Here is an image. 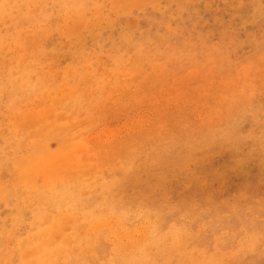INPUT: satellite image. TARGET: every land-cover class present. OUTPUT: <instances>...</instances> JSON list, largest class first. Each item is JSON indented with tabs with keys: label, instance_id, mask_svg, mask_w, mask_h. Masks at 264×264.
I'll use <instances>...</instances> for the list:
<instances>
[{
	"label": "rangeland",
	"instance_id": "obj_1",
	"mask_svg": "<svg viewBox=\"0 0 264 264\" xmlns=\"http://www.w3.org/2000/svg\"><path fill=\"white\" fill-rule=\"evenodd\" d=\"M0 151V264H264V0H0Z\"/></svg>",
	"mask_w": 264,
	"mask_h": 264
},
{
	"label": "bare ground",
	"instance_id": "obj_2",
	"mask_svg": "<svg viewBox=\"0 0 264 264\" xmlns=\"http://www.w3.org/2000/svg\"><path fill=\"white\" fill-rule=\"evenodd\" d=\"M74 31H75V30H74ZM37 34H39V32H38ZM42 34H44V30H43V33H42ZM38 37H39V36H38ZM27 39H28V38H26V40H27ZM28 40H29V39H28ZM34 40H35V39H34ZM34 40H33L32 42H35ZM36 41L39 42V40H36ZM37 42H36V43H37ZM30 44H31V43H30ZM31 45H32V44H31ZM37 47H38V46H37ZM33 48H34V46H33ZM35 52H36V51H35ZM40 74H41V73H40ZM46 81H47V80H46ZM68 83H69V82H68ZM69 84H70V83H69ZM64 86H65V84H64ZM106 86H107V85H106ZM65 87H66V86H65ZM66 90H67V89H66ZM66 90H65V91H66ZM68 90H69V89H68ZM63 91H64V90H63ZM59 92H60V91H59ZM68 92H69V91H68ZM70 93H71V92H69V94H70ZM52 94H53V93H52ZM66 94H68V93L66 92ZM74 94H75V93H74ZM45 95H46V94H45ZM72 97H73V96H72ZM47 98H49V97H47ZM65 98H68V97H65ZM73 98H74V97H73ZM37 99H38V98H37ZM55 99H56V98H55ZM55 99H54V102H55ZM70 99H71V97H69V100H70ZM74 99H75V98H74ZM46 100H48V99H46ZM51 100H52V98H51ZM16 101H18V100H16ZM41 101H42V100H41ZM45 102H46V101H45ZM61 102H62V101H61ZM75 102H76V101H75ZM90 102H91V101H90ZM43 103H44V102H43ZM46 103H47V102H46ZM50 104H51V103H50ZM45 105H46V104H45ZM26 107H27V106H26ZM47 107H48V106H47ZM52 109H53V108H52ZM30 110H31V109H30ZM44 111H46V110H44ZM29 112H30V111H29ZM27 113H28V112H27ZM27 113H26V116L28 115ZM33 113H35V112H32V110H31V112H30V115H31V116H30V118H28V119L30 120V125H31V126H32V125H35V124L37 123V122L34 120L35 123L32 124L33 122L31 123V121H32L33 119H35V118L38 117L37 115H36V117H35ZM38 114H39V112H38ZM44 115H45V117H46V114H44ZM204 115H205V114H204ZM16 116H17V115H16ZM32 116H34V118H31ZM17 117H18V118H17ZM17 117H16V119L18 120V119L21 118L22 116H17ZM51 117H52V116H51ZM40 118H41V117H40ZM40 118H39V119H40ZM197 118H198V117H197ZM26 119H27V118H26ZM28 119H27L25 122H26V124H28V125H26V126H29V127H30L29 122H28ZM31 119H32V120H31ZM42 119H43V118H42ZM42 119H41V121H43ZM45 119H46V118H45ZM148 121H149V120H148ZM25 122H24V123H25ZM20 123H22V122H20ZM20 123H19V125H20ZM140 123H141V122H140ZM38 124H39V122H38ZM44 124H45V123H44ZM22 125H23V126H22ZM22 125H20V126H18V127H23L24 129H25V128H27V129L29 128V127H26L25 124H22ZM24 126H25V127H24ZM37 126H38V125H37ZM32 127H33V126H32ZM34 127H35V126H34ZM43 127H44V126H43ZM45 127H46V126H45ZM59 128H60V127H59ZM115 128H116V127H115ZM128 128H129V127H128ZM144 128H145V127H144ZM27 129H26V130H27ZM116 129H117V128H116ZM26 130H24V131H26ZM37 130H38V129H37ZM19 131H20V130H19ZM24 131H23V133H24ZM32 131H34V130H32ZM32 131L30 132L32 135L29 133V136H28V137H30V136H34L35 133L33 134ZM38 131H39V130H38ZM101 131H102V130H101ZM101 131H100V132H101ZM108 131H109V130H108ZM35 132H36V129H35ZM103 132L105 133V131H103ZM1 134H2V133H1ZM39 134H40V133H39ZM39 134H38V136H39ZM97 134H98V133H97ZM19 135H20V134H19ZM21 135H22V134H21ZM23 135H26V134L24 133ZM106 135H107V134H106ZM35 136L37 137L36 134H35ZM41 136H44V135L41 134ZM41 136H40V137H41ZM31 138H32V137H31ZM72 138H73V137H72ZM93 138H94V137H93ZM25 139H26V137H25ZM34 139H35V137H34ZM26 140H27V139H26ZM35 140H36V139H35ZM35 140H34V141H35ZM38 140H39V139H38ZM41 140H42V139H41ZM30 141H31V140H30ZM36 142H37V140H36ZM36 142H34V144H35ZM41 142H42V141H41ZM225 142H226V141H225ZM22 143H23V142H22ZM37 143H38V142H37ZM67 143H68V142H67ZM5 144H6V143H5ZM31 144H32V142H31ZM25 145H26V144H24V146H25ZM32 145H33V144H32ZM40 145H41V143H40ZM70 145H71V144H70ZM7 146H8V144H7ZM21 146H22V145H21V142H20V146H19V147L21 148ZM24 146H22V147H24ZM26 146H27V145H26ZM69 147H70V146H69ZM69 147H67V148H69ZM5 148H6V147H4V149H5ZM44 148H45V147H44ZM62 148H63V147H62ZM65 148H66V146H65ZM32 149H33V148H32ZM76 149H77V148H76ZM5 150H6V149H5ZM77 150H78V149H77ZM77 150H76V151H77ZM14 151H15V150H14ZM39 151H40V150H39ZM76 151H75V153H76ZM0 152H1V151H0ZM20 152H21V151H20ZM36 152H37V151H36ZM45 152H46V151H45ZM60 152H61V151H60ZM77 152H78V151H77ZM43 153H44V152H43ZM61 155H62V154H61ZM71 155H72V154H71ZM76 155H77V154H76ZM21 156H22V155H21ZM38 156H39V155H38ZM52 156H53V155L51 154L50 157H52ZM62 156H63V155H62ZM62 156H61V157H62ZM56 157H57V156H56ZM2 158H3V156H2ZM2 158L0 157V161H2V160H1ZM18 158L21 159L19 156H18ZM18 158H17V159H18ZM24 158H25V157H24ZM52 158H53V157H52ZM57 158H58V157H57ZM62 158H63V157H62ZM65 158H66V157H65ZM70 158H71V157H70ZM15 159H16V158H15ZM48 159H50V158H48ZM66 159H69V157L66 158ZM8 160H10V159H8ZM13 160H14V159H13ZM46 160H47V158H46ZM52 160H53V159H52ZM64 160H65V159H64ZM69 160H70V159H69ZM5 161H6V160H5ZM49 161H50V160H49ZM53 161H54V160H53ZM2 162H3V161H2ZM82 162H83V161H82ZM16 163H17V161H16ZM21 163H23V162L21 161ZM1 164H3V163H1ZM1 164H0V165H1ZM18 164H19V163H18ZM23 164H24V163H23ZM27 164H28V163H27ZM29 164H30V163H29ZM29 164H28V165H29ZM77 164H78V163H77ZM4 165H5V164H4ZM20 165H22V164H20ZM20 165H19V166H20ZM28 165L25 164V166H28ZM32 165H33V163H32ZM32 165H31V166H32ZM52 165H53V164H52ZM54 165H55V164H54ZM68 165H69V164H68ZM1 166H2V165H1ZM15 166H18V165H15ZM19 166H18V167H19ZM23 166H24V165H23ZM43 166H44V165H43ZM76 166H77V165H76ZM85 166H86V165H85ZM92 166H93V165H92ZM34 167H38V166H35V164H34ZM65 167H66V166H65ZM0 168H3V167H0ZM38 168L41 169V166L38 167ZM51 168H53V167L51 166L50 169H51ZM85 168H86V167H85ZM14 169H15V168H14ZM54 169H55V168H54ZM57 169H58V167H57V164H56V170H57ZM65 169H67V168H65ZM86 169H87V168H86ZM16 170H17V169H16ZM29 170H30V171H27V170H26V174H27L28 172H32L31 169H29ZM51 170H52V169H51ZM58 170H59V169H58ZM63 170H64V169H63ZM63 170L61 169L60 171L62 172ZM72 170H73V169H72ZM76 170H77V169H76ZM78 170H79V169H78ZM22 171H23V170H22ZM54 171H55V170H54ZM66 171L68 172L69 169L66 170ZM70 171H71V170H70ZM70 171H69V172H70ZM87 171H88V170H87ZM87 171H86V172H87ZM107 171H108V170H107ZM51 172H52V171H51ZM56 172H57V171H56ZM61 172L58 171L59 176H60ZM63 172H64V171H63ZM63 172H62V173H63ZM67 172H65V173H67ZM69 172H68V173H69ZM76 172H77V171H76ZM79 172H80V170H79ZM89 172H90V171H89ZM65 173H64V174H65ZM68 173H67V174H68ZM70 173H71V172H70ZM74 173H75V171H74ZM95 173H96V172H95ZM97 173H98V172H97ZM26 174H25V175H26ZM30 174H31V173H29V174H27V175L31 176ZM67 174H65V176H63V175H62V176L65 178ZM82 174H83V172H82ZM91 174H92V173H91ZM21 175H22V173H21ZM23 175H24V173H23ZM68 175H69V174H68ZM70 175H71V174H70ZM72 175H73V177L75 178V174H73V171H72ZM88 175H89V174H88ZM18 176H19V175H18ZM33 176H34V175H33ZM33 176H32V177H33ZM62 176H61V178L63 179ZM81 176H82V175H81ZM13 177H14V176H13ZM34 177H35V176H34ZM49 177H51V176L49 175ZM52 177H54V176H52ZM79 177H80V176H79ZM84 177H85V176H84ZM25 178H26V176H25ZM69 178H70V177H69ZM71 178H72V176H71ZM27 179H28V178H27ZM31 179H32V178H31ZM31 179H30V180H31ZM75 179H76V178H75ZM79 179H81V178H79ZM124 179H125V178H124ZM30 180H29V181H30ZM56 180H57V179H56ZM45 181H46V180H45ZM50 181H51V180H50ZM113 181H114V180H113ZM21 182H22V181H21ZM31 182H32V181H31ZM41 182H43V180H42ZM60 182H62V181H60ZM78 182H79V181H78ZM78 182H77V183H78ZM34 183H36V181H35ZM64 183H65V181H64ZM79 183H80V182H79ZM43 184H44V183H43ZM12 185H13V183H12ZM15 185H16V184H15ZM33 185H34V184H33ZM35 185H36V184H35ZM37 185H38V184H37ZM48 185H49V184H48ZM79 185H80V184H79ZM81 185H82V184H81ZM90 185H91V184H90ZM0 186L2 187V185H0ZM13 187H14V186H13ZM26 187H27V183H26ZM28 187H29V186H28ZM77 187H78V186H77ZM4 188H5V187H3V190H4ZM78 188H79V187H78ZM80 188H81V187H80ZM11 189H12V188H11ZM11 189H10V190H11ZM25 189H26V188H25ZM55 189H56V188H55ZM88 189H89V188H88ZM29 190H30V189H29ZM62 190H63V189H62ZM64 190H65V189H64ZM74 190H75V188H74ZM84 190H85V189H84ZM6 191H7V189H6ZM27 191H28V190H27ZM28 192H29V191H28ZM82 192H83V191H82ZM15 193H16V191H15ZM29 193H30V192H29ZM48 193H49V192H48ZM56 193H57V192H56ZM67 193H68V192H67ZM36 194H37V193H36ZM57 194H58V193H57ZM16 195H17V194H16ZM30 195H31V194H30ZM30 195H28V196H30ZM60 195H61V194H60ZM64 195H65V194H64ZM64 195H63V196H64ZM34 196H35V195H34ZM61 196H62V195H61ZM16 197H17V196H16ZM31 197H32V196H31ZM35 197H36V196H35ZM48 197H49V196H48ZM0 198H1V197H0ZM2 198H3V197H2ZM2 198H1V199H2ZM11 198H12V197H11ZM4 199H5V198H4ZM9 199H10V198H9ZM16 199H17V198H16ZM49 199H50V198H49ZM58 199H59V198H58ZM62 199H63V198H62ZM62 199H61V200H62ZM65 199H67V198H64V199H63L64 202H65ZM104 199H105V198H104ZM26 200H27V199H26ZM31 200H32V199H31ZM34 200H35V199H34ZM34 200H33V201H34ZM43 200H44V199H43ZM9 201H11V199H10ZM9 201H8V202H9ZM23 201H24V200H23ZM49 201H50V200H48V202H49ZM58 201H59V200H58ZM8 202H6V203H8ZM45 202H46V201H45ZM68 202H69V201H68ZM26 203H27V202H26ZM31 203H32V202H31ZM54 203H55V202H54ZM121 203H122V202H121ZM24 204H25V203H24ZM37 204H38V203H37ZM39 204H40V203H39ZM62 204H64V203H62ZM10 205H11V204H10ZM60 206H61V205H60ZM62 206H63V205H62ZM66 206H67V204H66ZM117 206H119V205H117ZM58 207H59V205H58ZM63 207H64V206H63ZM68 207H69V206H68ZM68 207H67V209H68ZM18 208H19V207H18ZM59 208H60V207H59ZM75 209H76V208H75ZM68 210H69V209H68ZM58 212H59V211H58ZM67 212H68V211H67ZM58 214H59V213H58ZM8 215H9V214H8ZM60 215H62V214H59V216H60ZM99 215H100V214H99ZM125 215H126V214H125ZM125 215H124V216H125ZM19 216H20V215H19ZM46 216H47V217H45L44 220H47V218H48L49 216H51V215L48 216L47 213H46ZM62 216L65 217V219H66L67 217L70 218V219L68 218V219H69V224H67V223L65 222L66 224L64 225V226H66V225L70 226V224H71V223L73 222V220H74V219L71 220L73 216H70V215L67 216V213H66V216H67V217H66L65 215H62ZM114 216H115V215H114ZM124 216H123V217H124ZM126 216H127V215H126ZM153 216H154V215H153ZM57 217H58V216H57ZM60 217H61V216H60ZM50 218H51V217H50ZM19 219H20V218H19ZM56 219H58V218H56ZM56 219H55V220H56ZM61 219L64 220V218H62V217H61ZM97 219H99V218H97ZM97 219H95V223H96V220H97ZM106 219H107V218L105 217V220H106ZM125 219H126V218H125ZM20 220H22V219H20ZM44 220H43V221H44ZM50 220H51V219H49L48 222L46 221V223L51 222ZM55 220H53V221L55 222L54 224H55L56 226L59 225L60 222H58V220H56V221H55ZM100 220H101V219H100ZM105 220H104V222L111 220V218L107 219L106 221H105ZM146 220H147V219H146ZM16 221H17V220H16ZM75 221H77V220H75ZM101 221H102V220H101ZM101 221H100L98 224L96 223L97 225H96L95 223H94L95 225L92 224V225H94V226H92V227H95V228L98 227L97 229H100V226L105 224V223L100 224V223H102ZM20 222H22V221H20ZM70 222H71V223H70ZM77 222H78V221H77ZM80 222H81V221H80ZM82 222L84 223V221H82ZM93 222H94V221H93ZM93 222L91 221V223H93ZM109 222H110V221H109ZM109 222H107V223L109 224ZM117 222H118V221H116V223H114V222H112V223H113V224H116V226H117V224H118ZM56 223H57V224H56ZM58 223H59V224H58ZM73 223H74V222H73ZM91 223H90V224H91ZM135 223H136V222H135ZM63 224H64V221H63V223H62V226H63ZM74 224H75V223H74ZM76 224H77V223H76ZM85 224H86V223H85ZM108 224H107V225H108ZM113 224L111 225V227L113 226ZM119 224H120V223H119ZM42 225H43V224H42ZM42 225H41V226H42ZM55 225H52V226H55ZM78 225H79V224H78ZM86 225H87V224H86ZM105 225H106V224H105ZM15 226H16V225H15ZM41 226H40L39 228H41ZM49 226H50V225H49ZM68 226H67V228L69 229ZM90 226H91V225H90ZM90 226H89V228H90ZM116 226H115V229H116ZM119 226H120V225H119ZM59 227H61V226H59ZM81 227H82V224H81V226H80V229H81ZM84 227H85V225L83 226V228H84ZM108 227H110V225H109ZM132 227H133V226H132ZM152 227H153V226H152ZM152 227H151V228H152ZM12 228H13V227H12ZM12 228H11V230H12ZM33 228H34V227H33ZM47 228H48V227H47ZM64 228H65V227H64ZM64 228L61 227L60 230L62 231ZM67 228H66V229H67ZM72 228H73V227H72ZM74 228H75V226H74ZM85 228H86V227H85ZM95 228H94V229H95ZM123 228H124V226H123ZM130 228H131V227H130ZM147 228H149V225L147 226ZM44 229H45V228H44ZM48 229H49V228H48ZM48 229H45V231H43V232L45 233L46 230H47V231H49V230H51V229L53 230V227H52L51 229H49V230H48ZM54 229H56V230H55V233L52 232V234L56 235L57 228L54 227ZM66 229H64V230L66 231ZM75 229H76V228H75ZM80 229H78V230L81 231ZM112 229H113V228H112ZM118 229H119V227H118ZM120 229H121V228H120ZM124 229H126V227H125ZM127 229H128V227H127ZM131 229H132V228H131ZM131 229H129V230H131ZM144 229H145V228H144ZM159 229H160V228H159ZM11 230H10V231H11ZM15 230H16V229H15ZM34 230H35V229H34ZM37 230H38V229H37ZM42 230H43V229H42ZM83 230H84V229H83ZM90 230H93V228H90ZM113 230H114V229H113ZM136 230H137V228H136ZM170 230H171V229H170ZM181 230H182V229H181ZM61 231H60V234H59V230H58L57 235H61V236H62L63 234L61 233ZM65 231H64V232H65ZM70 231H71V230H70ZM70 231H68V232H70ZM72 231H73V229H72ZM110 231H111V229H110ZM122 231H123V230H122ZM139 231H140V230H139ZM142 231H143V230H142ZM43 232H42V233H43ZM49 232L51 233V231H49ZM74 232H75V231H74ZM84 232L86 233V230H85ZM87 232H88V231H87ZM90 232H91V231H90ZM93 232H94V231H93ZM103 232H104V231H103ZM103 232H102V233H103ZM105 232H106V231H105ZM111 232H112V231H111ZM115 232H116V230H115ZM115 232H113L114 235H113V233H112L113 236H117V235H118V233L116 232V234H117V235H116ZM124 232H128V231L125 230ZM124 232H123V233H124ZM134 232H136V231H133V233H130V234H129V232H128V238H127V236H126L127 233H126V234L124 233V234H125L124 238L126 237L125 241H126L127 239H128V242H129L130 240H133L134 235H132V234H134ZM145 232H146V231H145ZM145 232H143V233H142L143 235H142V234H141V235L144 236V235H145ZM148 232H149V231H148ZM152 232H153V230H152ZM171 232H172V231H171ZM182 232H183V231H182ZM188 232H189V231H188ZM8 233H10V232H8ZM12 233H13V232H12ZM40 233H41V232H40ZM40 233H39V235H40ZM44 233H43V234H44ZM76 233H77V232H76ZM94 233H95V232H94ZM123 233H122L121 235L119 234L122 238H123V236H122ZM155 233L157 234L158 232H155ZM168 233H169V230H168ZM172 233H173V232H172ZM1 234H2V232H1ZM35 234H36V233H35ZM37 234H38V232H37ZM37 234H36V235H37ZM43 234H42V236H44ZM46 234H48V232L45 233V238H44V240L47 238ZM68 234H69V233H68ZM82 234H83V233H82ZM87 234H88V233H87ZM89 234H90V233H89ZM146 234H148V233H146ZM152 234H153V233H152ZM164 234L167 235V233H164ZM14 235H15V234H14ZM36 235H35V236H36ZM57 235H56V236H57ZM92 235H93V234H92ZM100 235H101V234H100ZM105 235H106V234H105ZM129 235H130V237H131V236H133V237L130 238ZM166 235H165V236H166ZM177 235H178V237H179V234H177ZM30 236H33V235H30ZM30 236H29V237H30ZM37 236H38V235H37ZM61 236H60L59 238H61ZM70 236H71V234H70ZM113 236L111 237L112 241H113V239H114ZM120 236H119V237H120ZM142 236H141V237H142ZM150 236H151V235H150ZM160 236H161V235H160ZM165 236H163V237H165ZM167 236H168V235H167ZM175 236H176V235H175ZM38 237H39V236H38ZM40 237H41V236H40ZM50 237L53 238L54 236L51 235ZM68 237H69V236H68ZM71 237H72V236H71ZM106 237H107V235H106ZM121 237H120V238H121ZM173 237H174V236H173ZM36 238H37V237H36ZM55 238H57V237H55ZM55 238H54V239H55ZM59 238H58V239H59ZM66 238H67V237H66ZM66 238L64 237L65 241H66ZM89 238H90V237H89ZM115 238H116V237H115ZM120 238H116L117 241H120V242H121L122 239H121V240H118V239H120ZM143 238H144V237H143ZM152 238H153V237H152ZM152 238H151V239H152ZM160 238H161V237H160ZM179 238H180V237H179ZM58 239H56L55 241L57 242ZM72 239H73V237H72ZM80 239H81V238H80ZM83 239H84V238H83ZM116 239H115V241H116ZM129 239H130V240H129ZM134 239H135V241H136V239H137V241H139V243H138L137 241H136L135 243H133L134 240H133L131 243H133V244L138 243V245H139V244L142 245V243L144 242L143 240L146 239V238H144V239H140V238L135 237ZM139 239H140V240H139ZM147 239H148V236H147ZM155 239H159V238H158V237H157V238L155 237ZM162 239H163V238H162ZM174 239H177V238L174 237ZM23 240H24V239H23ZM25 240H26V239H25ZM34 240H35V238H34ZM44 240H43V241H44ZM48 240L51 241L50 238H48ZM52 240H53V239H52ZM107 240H108V238H107ZM149 240H150V239H149ZM164 240H165V238H164ZM164 240H163V242H164ZM19 241H20V240H19ZM39 241H42V240L39 239ZM39 241H38V246H40ZM43 241H42V243L44 244ZM46 241H47V240H46ZM55 241H54V242L51 241L52 244L55 243ZM62 241H63V240H62ZM69 241H71V243L73 242V241L70 240V239H69ZM92 241H93V240H92ZM123 241H124V239H123ZM123 241H122V242L120 243V245H119V246H120V249L118 248V249L120 250V252H119V250L117 249V251H118L119 253L116 251L115 254H114L115 256H116V253H118L119 256H120L121 249H122V251H123V248H124V247H125V250H126V247H128V249H129L132 253H133V252L136 253L135 251L138 250V249H140V247H141V246L139 245L140 247H139V248L137 247V248H138V249H137V248L135 247L137 244H136L135 246H133V245H131V246L128 245V246H127V244H129L128 242H127V243L125 242V243H126V246H124L125 244L123 243ZM142 241H143V242H142ZM155 241H156V242H155ZM155 241H154L155 243H159V242H157V240H155ZM159 241H160V240H159ZM22 242H23V241H22ZM51 242H49L48 244L50 245ZM63 242H64V241H63ZM98 242H99V241H98ZM98 242H97V243H98ZM148 242H150V241H148ZM148 242H147V243H148ZM163 242H162V243H163ZM20 243H21V242H20ZM35 243H36V242H35ZM60 243H61V242H60ZM68 243H69V242H67V244H68ZM112 243H113V242H112ZM122 243H123L124 245H122ZM131 243H130V244H131ZM144 243H146V241H145ZM144 243H143V244H144ZM150 243H151V242H150ZM24 244H25V243H24ZM24 244H23V246H24ZM73 244H74V243H73ZM93 244H94V243H93ZM152 244H153V242H152ZM159 244H160V243H159ZM10 245H11V244H10ZM41 245H42V244H41ZM45 245H46V244H45ZM55 245H56V244H55ZM57 245H58V244H57ZM57 245H56V246H57ZM114 245H116V248H117V245H118V244H114ZM138 245H137V246H138ZM168 245H170V244H168ZM21 246H22V245H20L19 247L21 248ZM23 246H22V248H23ZM43 246H44V245H43ZM92 246H93V245H92ZM121 246H122V248H121ZM129 246H130V247H129ZM132 246H133L134 248H136L135 251L133 250L134 248H133ZM143 246H144V245H143ZM147 246L149 247V245L146 244V245L143 247V249H145V247H147ZM157 246H158V244H156V246H154V247H157ZM7 247H8V245H7ZM34 247L36 248L37 246H34ZM34 247H33L34 252H33V251H28L29 249L23 250V251H28L27 253L24 254V257L27 256V254L29 255V252H30V255H29V256L31 257V259H33L34 256H35V254H34L35 251H36V250H37V251H38V250H42V247H41V246H40L39 248L37 247L38 249H35ZM44 247H45V246H44ZM49 247H50V246H48V248H49ZM51 247H52V246H51ZM53 247H54V246H53ZM67 247H68V246H67ZM69 247H70V246H69ZM154 247H152V248L154 249ZM158 247H159V246H158ZM11 248H12V247H11ZM40 248H41V249H40ZM78 248H79V247H78ZM90 248H91V247H90ZM95 248H96V246H95ZM132 248H133V249H132ZM150 248H151V247H150ZM24 249H25V248H24ZM59 249H63V248L61 247V248H59ZM59 249H57V250H59ZM66 249H67V248H66ZM66 249H65L64 252H67ZM79 249H80V248H79ZM87 249H88V247H87ZM111 249H112V248H111ZM114 249H115V248H114ZM128 249H127L126 251H128ZM131 249H132L133 251H132ZM155 249H156V248H155ZM157 249H158V248H157ZM157 249H156V250H157ZM21 250H22V249H20V251H21ZM45 250H46V249H45ZM112 250H113V249H112ZM112 250H110V251L112 252ZM140 250H142V247H141ZM147 250H148V248L146 249V251H147ZM15 251H16V250H15ZM37 251H36V253H37ZM76 251H78V250H76ZM130 251H128V252H130ZM143 251H144V250H142V254L145 253V252H143ZM21 252H22V251H21ZM32 252H33V253H32ZM47 252H48L47 255H50V253H49L50 251L48 250ZM58 252H60V251H58ZM69 252H70V251H69ZM111 252H110V253H111ZM124 252H125V251H124ZM131 252H130V254L132 255ZM140 252H141V251H140ZM140 252H139V253H140ZM147 252H148V251H147ZM150 252H151V250H150ZM7 253H8V252H7ZM14 253H15V252H14ZM62 253H63V252H62ZM62 253L60 252V254H62ZM67 253H68V252H67ZM108 253H109V252H108ZM110 253H109V254H110ZM113 253H114V251H113ZM126 253H127V252H126ZM126 253H125V254H126ZM151 253H153V251H152ZM32 254H33V255H32ZM38 254H39V253H38ZM38 254H37V257L39 256ZM54 254H56V253L54 252ZM54 254H53V255H54ZM74 254H75V253H74ZM76 254H77V253H76ZM106 254H107V253H106ZM137 254H138V253H137ZM15 255H16V253H15ZM31 255L33 256V258H32ZM45 255H46V254H45ZM53 255H52V256H53ZM87 255H88V254H87ZM121 255H123V254L121 253ZM126 255H127V254H126ZM134 255H135V254H134ZM140 255H141V254H140ZM140 255H139V256H140ZM152 255H153V254H152ZM152 255L149 256V254H148L149 257H151ZM52 256L49 257V259H52ZM55 256H56V255H55ZM91 256H92V258H93L95 255L93 256V254H92ZM119 256H118V257H119ZM148 256H147V257H148ZM13 257H15V256H13ZM37 257H35L34 260H30V258L28 257L29 260H30V264H33V263L36 261L35 259H38ZM41 257H42V256H41ZM43 257H44V256H43ZM45 257H46V256H45ZM45 257H44V260H45ZM84 257H85V256H84ZM127 257H128V256H127ZM135 257L137 258L138 256L135 255ZM140 257H141V256H140ZM143 257H144V256H143ZM143 257H142L141 259L138 258L139 261H141V260L143 261V259H145V258H143ZM147 257H146V262H148V260H147L148 258H147ZM155 257H156V256H155ZM58 258H59V256H58ZM61 258H62V257H61ZM66 258H67V256H66ZM66 258H65L64 260H66ZM71 258H72V257H71ZM94 258H95V257H94ZM94 258H93V259H94ZM101 258H102V257H101ZM112 258H113V257H112ZM114 258H115V257H114ZM116 258H117V257H116ZM120 258H123V259H124L125 257H122V256H121ZM130 258H131V257H130ZM151 258H152V257H151ZM4 259H5V258H4ZM18 259H19V257H18ZM25 259H26V258H25ZM25 259L23 258V260H25ZM39 259H40V257H39ZM39 259H38V261H36V264H40ZM46 259H47V257H46ZM93 259H92V260H93ZM97 259H98V258H97ZM108 259H109V258H108ZM123 259H122V260H123ZM127 259H129V257H128ZM133 259H135V258H133ZM133 259H132V260H133ZM149 259H150V258H149ZM213 259H214V258H213ZM44 260H43V262H44ZM85 260H86V258H85ZM88 260H89V259H88ZM114 260H115V259H114ZM122 260H121V261H122ZM151 260H152V259H151ZM151 260H149V261L151 262ZM154 260H156V259H154ZM10 261H11V260H10ZM21 261H22V260H21ZM21 261L18 260V262H21ZM56 261H57V260H56ZM58 261H59V260H58ZM73 261H74V260H73ZM80 261H81V260H80ZM100 261H101V260H100ZM109 261H110V260H109ZM119 261H120V260H119ZM123 261H124V264H125V263H126V260H123ZM127 261L130 263V260H127ZM144 261H145V260H144ZM11 262H12V261H11ZM18 262H17V263H18ZM32 262H33V263H32ZM37 262H39V263H37ZM45 262H46V261H45ZM45 262H44V263H45ZM74 262H75V261H74ZM86 262H87V261H86ZM93 262H94V261H93ZM103 262H104V261H103ZM103 262H102V263H103ZM105 262H106V261H105ZM105 262H104L103 264H105ZM110 262H111V261H110ZM154 262H156V261H154ZM1 263H2V262H1ZM13 263H14V262H13ZM70 263H71V262H70ZM95 263H96V262H95ZM140 263H141V262H140ZM3 264H4V263H3ZM6 264H7V262H6ZM8 264H9V263H8ZM10 264H12V263H10ZM41 264H43L42 261H41ZM68 264H69V263H68ZM82 264H83V263H82ZM89 264H90V263H89ZM100 264H101V263H100ZM115 264H116V263H115ZM126 264H127V263H126ZM137 264H138V263H137ZM141 264H142V263H141ZM147 264H148V263H147Z\"/></svg>",
	"mask_w": 264,
	"mask_h": 264
}]
</instances>
